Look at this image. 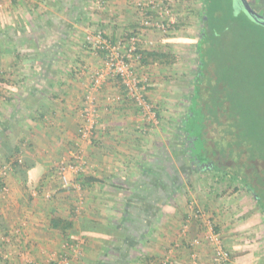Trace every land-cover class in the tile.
<instances>
[{
    "label": "crops",
    "instance_id": "1",
    "mask_svg": "<svg viewBox=\"0 0 264 264\" xmlns=\"http://www.w3.org/2000/svg\"><path fill=\"white\" fill-rule=\"evenodd\" d=\"M99 1L0 0V132L8 133L0 138V155L7 161L20 158L24 164L22 172L8 175L0 188V252H14L4 256L9 260L5 264H21L16 263L18 249H28L26 258L29 256L32 264H42L45 256L58 254L68 223L72 229L66 232L71 237L91 234L88 239H96L105 249L117 250L114 245L125 242L116 241L112 238L114 233L107 229L119 224L118 215L126 206H114L112 199L103 208V189L110 190L112 197L117 195L113 192L124 187L133 195L145 194V189L157 193L141 184H135L131 191V147L136 141L143 142L138 126L131 124V102L118 81L108 79L94 93L99 118L93 143L79 139L90 72L105 66L103 53L92 49L86 42L87 35L100 26L107 37L117 41L138 30L139 24L131 0H105L103 5ZM142 37L159 39L152 32H144ZM77 146L86 156L89 176L103 181L82 186L90 198L86 214L81 216L72 214L70 206L62 205L63 196L70 193L58 192V162ZM142 168L139 163L136 165L134 179L141 177ZM133 204L136 209L146 205ZM152 207L158 215L141 243L132 246L137 256L131 264H168L163 259L166 247L181 237L174 234L180 226L170 218V223L164 219L173 212V206ZM102 229L106 237L98 235ZM192 232L196 235L197 230L192 228ZM195 238L190 234L184 239L171 264H195L188 249V243ZM204 245L196 247L200 250L199 264H212L213 257ZM118 250V255H122V247ZM263 258L260 254L257 264ZM238 259L241 258L235 257L230 264H237Z\"/></svg>",
    "mask_w": 264,
    "mask_h": 264
},
{
    "label": "rangeland",
    "instance_id": "2",
    "mask_svg": "<svg viewBox=\"0 0 264 264\" xmlns=\"http://www.w3.org/2000/svg\"><path fill=\"white\" fill-rule=\"evenodd\" d=\"M214 1L224 8V14L228 15L229 6L226 4L229 3L234 4L238 14H240V20L231 25L222 40L225 57L233 60L231 62L233 67L240 70V79L242 78L244 82L257 80L264 83V26L254 22L242 8H238V3L235 0ZM248 1L252 8L264 17V0ZM177 4L176 14L179 24L167 35L152 32L153 35L159 37L157 41H151L148 37L143 40L142 37L139 43L141 51L158 50L166 52L174 58L170 61H164L150 57L145 58L142 63H135L136 70L140 73L141 78L147 79L146 97L151 108L149 111H143L131 102V124L138 126L137 130L141 134L140 141L143 142L136 141L131 147V191L135 188V184L151 186L152 189L157 188V184L158 186L160 184L162 185V188L160 187L161 191L156 189L157 193L151 194L150 204L152 206L156 205V207L159 204L172 205L174 208L170 214L173 217L169 215L164 219L165 222L170 223L171 221L168 220L170 218L173 223L180 226L174 234L175 237L179 235L181 237L178 241L174 239V242L169 243L166 247L167 250L163 259L168 261H165V263L171 264L173 262L172 256L182 246L181 243H184V239H188L191 234L196 237L191 243H188L191 258L196 255L197 264H199L200 250L196 247L205 244L206 249L213 257L212 264H216L214 247L208 239L211 226L214 232L220 234L223 249L229 256V262L226 264H230L231 261L233 263L235 257L241 258L236 261L237 264H257V257L260 254L264 255L263 214L244 187L238 186L237 183L229 184L228 180L217 181L211 170L199 171L194 169L190 165L187 156L186 140L182 139L183 135L179 132L183 119H186L190 113V99L199 75L197 43L200 39L204 18V5L203 0H178ZM91 26H93L92 22ZM137 27L140 30L139 24ZM98 30L104 31L103 28L97 26L90 33ZM145 32L150 33L151 31ZM93 73L94 71L90 72V75ZM210 78L214 82L215 76H210ZM206 90L212 92L209 88ZM256 98L258 101V114L255 121L259 123L262 120V127L264 128V85L260 87ZM245 118V124L250 125V118L246 116ZM0 123L2 124L3 121L0 120ZM227 125V121L224 119L222 123H218L216 120L212 122L208 127L210 138L221 140L220 138L225 135L223 133L225 131L224 127L226 128ZM258 127L260 128L259 125ZM229 142H232V140L227 138L226 145ZM84 157L86 156L84 155ZM212 158L213 163L226 164L228 167H236L241 163L245 175L260 174L259 176L264 179V173H262L264 161L258 158L252 159L245 147L242 160L238 156L236 157V161L240 163H234L235 160L233 161V159L225 160L219 154L213 155ZM15 162V160L7 161L0 155V173L4 167H8L7 175L0 177V188L8 175L23 169V162L22 164ZM138 163L143 166L142 175H140L142 178L134 179V176H137L135 170ZM19 165L22 167H19ZM89 175L88 170L86 173L72 175V186L69 189L62 188V183L58 187L59 193H66L67 191L70 193L69 196H63L62 205L70 206L69 211H73L72 214L77 216L86 214L85 209H87L90 195L83 189L82 180ZM59 181L61 182V180ZM109 191L103 189V193H106L102 198L106 202L103 204V208H106L107 204H111L115 199L114 206L121 207V209L126 205L128 206L127 216L129 218L137 215L138 209L133 204L137 203V196L131 194L132 192L125 191V187L124 189L118 188L117 192H113L117 194L114 197ZM148 211L149 215L146 218L148 220H145L147 228L144 225L142 229L139 228L135 231V228L131 227V223L135 226L139 220H131L132 222L130 221L121 227L113 228V232H115L112 238L116 241L121 239L122 242H125V244L116 243L114 247L117 250L105 249L96 239L92 237V239H88L91 234L85 236L82 233H77V235L72 236L73 238L68 234L67 237H61L62 241L60 240L61 245L58 254L53 253L48 257L45 256L41 263L131 264L132 258H135L137 254L135 250H131L132 246L141 243L142 232L144 234L147 232L149 225L154 223L158 215V211L154 207ZM123 213H125L124 208L118 217L121 216L122 218ZM164 219H162L163 223ZM192 228L197 230L196 235L192 232ZM98 231H101V229ZM155 233L154 235L157 236L158 230L157 232L155 230ZM131 234L135 236L132 243ZM98 235L101 237L107 236L103 229L102 233ZM118 247H122V255H118ZM5 250H8V248L6 247ZM8 251L9 253H6V251L5 253L0 252V264L9 261L8 258L4 259L5 255L8 257V255L14 254L13 251ZM27 251L28 249H21V251L18 249L16 256L18 261L16 263L32 264L29 262L30 257L26 258ZM59 252L62 255H59ZM37 263L39 262L36 261L35 264Z\"/></svg>",
    "mask_w": 264,
    "mask_h": 264
},
{
    "label": "trees",
    "instance_id": "3",
    "mask_svg": "<svg viewBox=\"0 0 264 264\" xmlns=\"http://www.w3.org/2000/svg\"><path fill=\"white\" fill-rule=\"evenodd\" d=\"M203 5L204 18L202 20L200 39L197 43L199 75L190 99V113L186 119H183L179 132L190 144L188 148L190 156L194 155L201 158L206 156L209 159V155L219 154L225 160L233 159V161L235 160L234 163H240L236 161V157L238 156L242 160V153L245 147L252 159L258 158L264 161V128L262 127V120L259 123L255 121L258 114L256 96L264 83L257 80L244 82L242 78L240 79V70L233 67L231 63L233 60L225 57L223 53L222 40L225 37V33L229 31L233 23L240 20V14H238L236 6L232 3L226 4L229 6L228 15L224 14V8L214 0H203ZM136 32L137 30L134 33ZM139 52L143 56V61L145 58L150 57L164 61H170L174 58L170 54L158 50ZM210 76H215L214 82H212ZM207 88L211 89L212 92H208ZM245 116L250 118V125L245 124ZM221 118L227 121L228 124L226 128L224 127L225 131L223 133L225 135L220 138L221 140L212 139L210 138L208 127L215 120L218 123H222ZM6 134L8 135L6 132H0V138L6 136ZM227 138H230L232 142L226 145ZM18 154L19 151H17L16 155ZM191 158L193 159L192 156ZM16 163L19 164L18 162ZM19 167L22 166L19 165ZM193 168L196 169L195 165ZM209 168L217 181L228 180L229 184L237 183L239 184L238 186L244 187L256 202L259 211L262 212L263 210L264 212V179L259 176L260 174L257 173L258 175L254 176L245 175L244 167L241 163L236 167L212 163ZM262 173H264V169ZM92 184H103V181L91 176L83 178L82 186L85 187ZM160 187L162 188V185L159 184L158 186L157 184L155 190H160ZM142 191L145 194L135 195L138 197L137 203L146 204L138 209L139 214L137 213V215L129 218L127 216L128 206L126 205L125 213H123L121 221L119 220V224L112 225L111 229H107L108 231L113 232V228L121 227L131 220H139L135 226L131 223V227L135 228V231L139 228L142 229L144 225L147 228V224L143 223V220L148 217L149 209L146 210L145 207L153 208L149 199L154 192L147 191V189ZM68 229H72V224L68 223V227L64 229L65 237L68 235L66 232ZM145 234L142 232L140 238L144 237ZM131 237L132 243L135 238L134 234H131ZM261 264H264V258Z\"/></svg>",
    "mask_w": 264,
    "mask_h": 264
},
{
    "label": "built area",
    "instance_id": "4",
    "mask_svg": "<svg viewBox=\"0 0 264 264\" xmlns=\"http://www.w3.org/2000/svg\"><path fill=\"white\" fill-rule=\"evenodd\" d=\"M99 2L103 5L105 1ZM177 3L178 0H131V7L139 16L140 30L138 29L136 33L133 31L129 36L125 35L117 41L107 37L102 30L87 35L86 42L92 49L104 54L105 66L90 75V87L81 111L83 119L79 129L81 141L91 144L94 141V131L99 118V106L94 93L98 92L108 79L120 83L128 101L143 111L150 110L151 106L146 97L147 79L141 78L135 66V63L143 61L139 43L145 31L167 35L179 24L176 14ZM16 162L22 164L20 158ZM88 167L83 150L77 146L68 157L58 162L57 169L62 188L69 189L72 186V175L86 173ZM7 172L8 167H4L0 177L6 176ZM2 189L6 191L7 187L3 185ZM210 232L208 239L214 247L216 264L228 263L229 256L223 249L220 234L214 232L211 226ZM192 258L197 264V256L193 255Z\"/></svg>",
    "mask_w": 264,
    "mask_h": 264
},
{
    "label": "flooded vegetation",
    "instance_id": "5",
    "mask_svg": "<svg viewBox=\"0 0 264 264\" xmlns=\"http://www.w3.org/2000/svg\"><path fill=\"white\" fill-rule=\"evenodd\" d=\"M182 139H185L186 140L185 141V143H186L185 147H187L186 148V152H187V154L189 156L190 165L192 167L195 165L196 170H201V171L202 170H205V169L210 170L209 166L213 163L212 162V159H213L212 156H213V154L209 155V157H210L209 159L206 156L201 158L199 156L191 155L193 157V159H192L191 156L189 155V150H188L190 144H189V142H187V139L186 138L183 137ZM192 160H193V162H192ZM255 204H256V202H255ZM256 206H257V204H256ZM261 213L263 214V217H264L263 210H262Z\"/></svg>",
    "mask_w": 264,
    "mask_h": 264
},
{
    "label": "water",
    "instance_id": "6",
    "mask_svg": "<svg viewBox=\"0 0 264 264\" xmlns=\"http://www.w3.org/2000/svg\"><path fill=\"white\" fill-rule=\"evenodd\" d=\"M238 3V8H242L252 20L264 26V17L259 15L251 6L248 0H235Z\"/></svg>",
    "mask_w": 264,
    "mask_h": 264
}]
</instances>
